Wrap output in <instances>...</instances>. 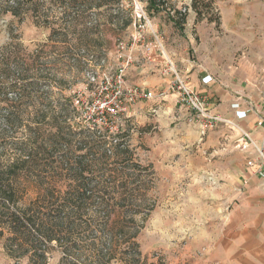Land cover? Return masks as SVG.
<instances>
[{
	"label": "rangeland",
	"instance_id": "obj_1",
	"mask_svg": "<svg viewBox=\"0 0 264 264\" xmlns=\"http://www.w3.org/2000/svg\"><path fill=\"white\" fill-rule=\"evenodd\" d=\"M9 1L0 0V183L16 188L13 200L20 202L15 206L36 201L33 212L46 222L53 211L44 204L51 202L53 186L71 190L76 176L106 183L107 189L93 188L95 182L90 186L96 195L127 191L122 194L128 195L123 198L127 203L128 190L148 185L151 190L137 200L144 209L136 217L142 227L141 250L164 256L168 264H206L217 235V206L227 185L217 179L224 169L199 168L202 160L196 155L189 162L194 167H188L180 116L183 109L196 116L201 131L196 112L175 100L182 98L176 87L178 98L169 99L162 86H152L150 99L130 101L125 93L118 112L108 113L103 105L113 104L112 77L129 55L126 87L147 88L131 80L128 70L135 66L141 78L152 64L157 73L173 75L165 73L168 56L179 69L191 60L218 74L228 69L235 77L241 70L242 93L261 94L264 102V0H216L211 17L200 22L191 0H158L154 7L150 0H120L116 5L107 0L112 5L108 8H99L97 1L94 6L88 0H40L49 12L54 3L76 5L67 8L69 19L56 21L67 28L79 16L77 29L55 33L35 25L31 14L17 18L3 12ZM139 8L154 30L141 20L135 24ZM175 10L187 14L183 28L171 19L181 18ZM88 28L97 31L87 37ZM153 31L163 47L148 52L146 46L155 41ZM75 100L80 102L75 105ZM83 166L89 169L81 172ZM113 176L116 183L110 181ZM6 236L0 234V264H38L13 248ZM49 251L47 264H60L62 250L56 242Z\"/></svg>",
	"mask_w": 264,
	"mask_h": 264
},
{
	"label": "trees",
	"instance_id": "obj_2",
	"mask_svg": "<svg viewBox=\"0 0 264 264\" xmlns=\"http://www.w3.org/2000/svg\"><path fill=\"white\" fill-rule=\"evenodd\" d=\"M88 1L94 6L95 1L99 2V8L112 6L107 0L104 4L103 0ZM110 1L116 5L120 0ZM157 1L150 0L151 7H154ZM215 2L216 0H191L190 5L196 11L197 22L206 16L211 17ZM45 4L40 0H10L3 12L10 13L17 18L31 14L35 25L47 28L51 33L60 29H77L75 22L79 20V16H73L71 19L75 20H71V25L67 23V28L65 26L62 28L63 24L56 21L57 18L69 19L72 13L69 14L67 8L76 5L54 3L50 6L52 10L49 12ZM175 12L181 18L172 16L171 19L176 27L183 28L187 14L178 10ZM76 14H80L79 11L75 12ZM128 24L130 21L124 25ZM89 31L90 33L86 34L87 37L97 30L89 29ZM79 169L82 172L89 168L83 166ZM115 178L113 176L110 181L116 183ZM94 182L93 188L107 189L103 181H93L83 175L73 179L72 185L70 184L71 190H61L60 187L57 188V185L53 186L51 202L44 204L46 205L44 208L53 211L46 222H43L44 218L39 214L36 216L33 212L36 201L31 205L15 206L20 202V200L18 202L13 200L16 188L10 183H0V191L3 192H0L2 193L1 201L4 205L1 211V218L4 219L0 226L1 236L8 234L6 239L11 241V246L16 250L26 252L25 256L28 257V261H36L38 264L41 260L42 264H47L50 244L53 242H56L62 250L60 264H168L162 255L144 253L139 242V232L142 227L136 217L141 215L144 209L142 203L137 200L152 187L138 185L128 190L130 193L127 203L123 198L128 195H122L127 191L114 190L113 192L118 195L112 197L96 195L94 192L97 190L90 187ZM88 209L92 210V214H88ZM46 215L43 214V216ZM86 215L90 216L89 219Z\"/></svg>",
	"mask_w": 264,
	"mask_h": 264
},
{
	"label": "crops",
	"instance_id": "obj_3",
	"mask_svg": "<svg viewBox=\"0 0 264 264\" xmlns=\"http://www.w3.org/2000/svg\"><path fill=\"white\" fill-rule=\"evenodd\" d=\"M166 58L169 59L168 56ZM176 64V70L190 87L206 96L211 112L225 119L203 135L196 116L191 118L186 109L182 110L180 116L181 127L184 126L180 137L186 144L182 151L189 156L187 163L196 155L202 160L199 168L224 169L217 179H223L220 184L227 185L223 196L220 195L223 197L222 203L217 206V235L210 245L211 256L206 264H264V164L255 149L250 147L245 151L239 148L241 131L235 126L238 124L248 132L264 152V125H259V121L264 120L261 94L242 93L241 70L234 77L231 70L218 74L210 67H196L191 60L180 65V69ZM144 70L146 75L141 78L136 66L130 68L131 80L136 84L144 83L148 90H152V86H162L165 94L169 92L165 96L169 99L174 95L179 97V92L173 90L177 88L172 80L173 75L157 73L158 69L153 64ZM208 74L214 77V81L203 83L204 76ZM152 76L156 81L152 80ZM175 100L182 101L180 98ZM193 123H196L195 128ZM194 144L195 149L191 147ZM249 160L253 161L252 166L248 165ZM190 166L194 167V163H190Z\"/></svg>",
	"mask_w": 264,
	"mask_h": 264
},
{
	"label": "built area",
	"instance_id": "obj_4",
	"mask_svg": "<svg viewBox=\"0 0 264 264\" xmlns=\"http://www.w3.org/2000/svg\"><path fill=\"white\" fill-rule=\"evenodd\" d=\"M135 13L137 16L135 24L137 23V20L138 21L141 20V21H144L145 23H148L150 28H152L150 19L148 18V15L143 8L135 9ZM153 33L155 35V41H154V44H152V45L149 44L146 46V50L148 52L153 51V49L158 45H159V47H163V44H161L159 36L156 34V32L153 31ZM121 45H122V50H124L126 48V45H123V44H121ZM167 61L169 62L170 68L167 69L165 72L170 70L173 73V75H175V83L177 84V89L180 91V95L182 97L181 99L186 105L191 106V108L196 112L198 119H200L202 122L201 132L203 135H205L209 129L215 128L218 124L221 123V121H224L225 119L220 117L218 114L211 113L209 111L207 104H206V102L208 101L206 96L205 97L200 96L195 90H193L190 87V85L187 83L184 76L181 75L176 70V67H175L173 61L171 59H167ZM130 62H131V55H129L127 57L126 62L119 69L118 73L115 76L116 78L114 79L112 77V80L114 81L113 84L111 83V80L109 79L110 77L107 78V80H106L109 83H111V85L113 86L112 92L114 93V99H115L113 102L114 106L111 103H109V104L106 103L105 105H103V106H106L108 113L118 112L119 110L122 109L123 104L121 101V97L123 95H125V93H126L128 99L130 98V101L149 99V98H152L154 96V92H152L151 90H148L144 86L126 87V85H125V74H126V71H127V68H128V65ZM212 81H214V77L211 76L210 74L204 76V78H203V83H210ZM107 89H108V87H107ZM79 102H80V100H75L74 103H75V105H77ZM242 116H244V115H242ZM232 123L233 122H231V124ZM259 125H264V120H260ZM235 126H238L240 131H241V141L239 142L238 146L242 150H245V151H247L250 147L255 149V151L258 152L261 163L264 164V152L258 146V144L254 140V138H252L248 134V132H246L238 124ZM248 165L252 166L253 161L249 160Z\"/></svg>",
	"mask_w": 264,
	"mask_h": 264
}]
</instances>
